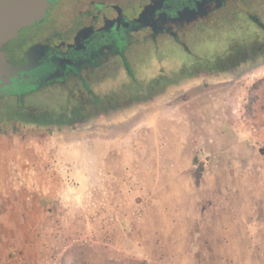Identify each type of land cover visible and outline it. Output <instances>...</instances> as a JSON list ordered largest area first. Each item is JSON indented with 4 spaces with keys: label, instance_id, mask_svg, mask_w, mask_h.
Segmentation results:
<instances>
[{
    "label": "flooded vegetation",
    "instance_id": "af4514ba",
    "mask_svg": "<svg viewBox=\"0 0 264 264\" xmlns=\"http://www.w3.org/2000/svg\"><path fill=\"white\" fill-rule=\"evenodd\" d=\"M44 3L41 18L0 44L10 70L8 83L0 82V133H21L19 126L79 131L88 121H113L135 104L153 103L166 85L223 79L264 61V0ZM220 29L224 41L208 54L197 52L196 42ZM166 44L184 56L170 67L162 61ZM148 58L154 67L145 68ZM139 64L166 74L141 81L143 95Z\"/></svg>",
    "mask_w": 264,
    "mask_h": 264
},
{
    "label": "crops",
    "instance_id": "0c3cea01",
    "mask_svg": "<svg viewBox=\"0 0 264 264\" xmlns=\"http://www.w3.org/2000/svg\"><path fill=\"white\" fill-rule=\"evenodd\" d=\"M172 125L169 123V129ZM131 133L129 138L124 135L85 136L82 144L75 140L69 146H0V264H21L13 261L19 256L25 258L26 264H43L44 254L52 247L53 240L47 242L44 235L54 229L55 233L59 222L64 233L78 231L105 235L106 248L137 258L144 245L141 240L131 237L134 233L131 231L135 230L132 224L138 223L131 219L129 212L141 202L146 208L140 222L146 215L144 219H148L150 225L146 231L153 249L179 245L189 249L187 254H181L178 262L186 263L187 255L195 256L194 248L199 250L202 242H208L214 245L215 249L210 248L214 250L216 263L235 264L238 257L231 254L234 247L229 244L236 228L249 233L247 248L255 247L257 241L251 240L254 225L242 224L231 201L239 183L234 171H223L222 177H218V171L227 166L221 168L217 163L206 167L203 163V170H196V159L188 156V134L172 133L171 130L162 133L168 142L161 152L162 157L153 146L148 153L151 161L146 159L139 165L137 160L143 153L141 139L144 135L141 134L146 131ZM206 138L199 141L197 148L204 149L202 144L206 142V151L212 152ZM49 161H64L73 166L71 176L79 183L76 195L66 191L63 172L47 170ZM226 170H230L229 166ZM126 177L133 178L132 188L125 183ZM18 185L25 186L26 191L13 193ZM248 193L243 194L250 201L253 194ZM100 201L105 203L101 211L89 203ZM110 203L114 205L109 207ZM125 208L129 211L125 212ZM252 213L250 209L251 216ZM107 215H114L118 222L105 224L102 219ZM60 217L61 221L57 220ZM201 234L211 235V238L206 236L200 241ZM113 238H116L114 242ZM225 249H228L226 254L219 252ZM84 250L73 248L70 258L74 264H80L79 255Z\"/></svg>",
    "mask_w": 264,
    "mask_h": 264
},
{
    "label": "rangeland",
    "instance_id": "374dc122",
    "mask_svg": "<svg viewBox=\"0 0 264 264\" xmlns=\"http://www.w3.org/2000/svg\"><path fill=\"white\" fill-rule=\"evenodd\" d=\"M225 32L222 29L217 30L215 33L209 31L210 35L205 34L203 39L196 42L197 52L208 54L211 50H215V47L224 41L223 34ZM164 50L165 54L162 57L164 67L173 66L184 57L177 49L168 44L165 45ZM146 63L145 68L156 65L154 62H150L149 58ZM138 66L139 75H137V78L141 83L139 95H143L142 87L144 83L141 81L146 82L149 79L159 77V75L156 70L153 72L147 71L141 67L142 64ZM161 77L165 80L166 74H161L159 78ZM221 78L205 76L197 82L188 83L181 89H173L166 85V87L159 90L161 94L153 103L143 106L135 104L131 111L113 121H109V119L88 121L87 125L79 127L81 129L79 131L57 133L48 130L44 133H34V127L19 126L17 128L21 129V133H0V146L15 147L22 145L35 147L36 145H43L49 147L57 144L69 146L76 142L75 140H80L79 144H82L85 136L109 137L115 135L117 137L124 135L129 138L132 131L141 130L146 131V133L141 134L144 135L141 139L143 153L137 160L140 165L146 159L151 161L152 157L148 153H151L153 146L158 151L160 140L166 141L165 149L167 148V138L162 133H169L170 130L172 133H187V146L190 148L188 156L196 159V170H203V163L205 167L211 163H217L221 165V168L229 166L230 169L226 170V167L219 170L218 177H222L223 171H234L239 179L236 195L234 200L231 201L235 204V210L240 215L242 224L247 227L254 225L253 230L255 232H253L251 240L255 243L257 241V243L254 248H247L246 243L249 240V233L241 232V228H236L235 233L231 235V243L229 244L232 248L234 247L231 254L238 257L235 264H264V61L235 75ZM220 81H225V83H220ZM111 89L108 86L106 91L111 93ZM135 91L132 93H135ZM165 91L166 94H163ZM51 97L54 98L53 95ZM110 97H113V95L110 94ZM169 123L173 124L171 129L168 127ZM7 129L12 128L7 127ZM24 130L30 133H23ZM74 133H76L75 137H73ZM204 138L210 142L212 152L206 151V142L202 144L204 149L197 148L200 144L199 141H204ZM48 156L50 157V155ZM49 163L51 162L49 161L46 164L49 165ZM240 188L243 190L246 188L247 190L240 191ZM17 190L26 191L25 186L19 185L17 189L13 190V193H18ZM247 191L253 194L250 201L244 196V194H249ZM89 203L91 207L100 209V211L105 206V203L101 201ZM110 204L109 207L114 205V203ZM215 205L217 206V203ZM61 209L66 212L65 208L62 207ZM250 209L253 212L252 216L249 214ZM126 211H129V208H125ZM145 216L140 223L132 224L133 230H135L131 231L134 232L131 237L141 240L144 245L137 258L114 248H106L104 246L106 237L102 234H95L94 232L87 234L76 231L69 234L65 232L63 235H92L94 240L97 241V244L93 246H76L86 249L79 255L82 260L80 264H218V262L216 263L214 250L211 249L214 248V245H209L208 242H202L199 250L194 248L195 256L187 255L186 263L178 262L181 254H187V250L189 251V249H184L180 245L178 247L170 246V248H163L162 250L153 249L150 245L149 234L146 231L149 221L144 219ZM57 220L60 221L61 217ZM237 225H239L238 222ZM54 230L44 235L43 238L47 242L53 239L51 246L56 245V242H58ZM206 236L211 238V235L201 234L200 241H203L202 238H206ZM111 240L114 242L116 238ZM108 242L111 243L112 241L108 240ZM193 251L190 253H193ZM227 251L228 249L219 252L226 254ZM169 255H171V258H169ZM15 260L21 264L27 263L22 256H19L18 260L13 259V261ZM201 261L206 262L202 263Z\"/></svg>",
    "mask_w": 264,
    "mask_h": 264
},
{
    "label": "built area",
    "instance_id": "2783aa9c",
    "mask_svg": "<svg viewBox=\"0 0 264 264\" xmlns=\"http://www.w3.org/2000/svg\"><path fill=\"white\" fill-rule=\"evenodd\" d=\"M158 154L162 157L161 152L165 150L166 141L160 140L158 143ZM47 170L53 171L54 173L63 172L65 177L62 179L64 187L67 192L72 195H76L79 190V183L74 179L71 174L73 172V166L70 163H66L64 161H53L49 165H47ZM125 183L132 188L133 185V178L127 177L125 179ZM144 205L141 203L136 204L135 209L130 210L129 216L135 223H139L142 219V216L145 211ZM105 224H113L118 222L114 215H107L103 219ZM61 221V220H60ZM57 230L55 232L56 238L58 242L56 245L52 246L46 255L44 256V264H62L63 257L71 248L76 246H93L96 245V241L92 237V235H85V236H64L63 228L61 227L60 222L57 224Z\"/></svg>",
    "mask_w": 264,
    "mask_h": 264
},
{
    "label": "water",
    "instance_id": "95a60500",
    "mask_svg": "<svg viewBox=\"0 0 264 264\" xmlns=\"http://www.w3.org/2000/svg\"><path fill=\"white\" fill-rule=\"evenodd\" d=\"M44 8V0H0V44L14 36L21 26L41 18ZM9 72V64L0 54V82L8 83Z\"/></svg>",
    "mask_w": 264,
    "mask_h": 264
},
{
    "label": "trees",
    "instance_id": "16d2710c",
    "mask_svg": "<svg viewBox=\"0 0 264 264\" xmlns=\"http://www.w3.org/2000/svg\"><path fill=\"white\" fill-rule=\"evenodd\" d=\"M73 248L70 249L63 257L62 264H74V260L70 258Z\"/></svg>",
    "mask_w": 264,
    "mask_h": 264
}]
</instances>
